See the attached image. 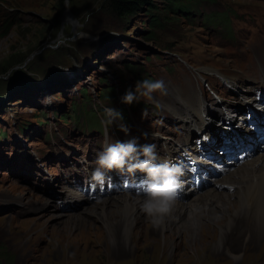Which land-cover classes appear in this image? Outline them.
I'll return each mask as SVG.
<instances>
[{
    "label": "rangeland",
    "instance_id": "obj_1",
    "mask_svg": "<svg viewBox=\"0 0 264 264\" xmlns=\"http://www.w3.org/2000/svg\"><path fill=\"white\" fill-rule=\"evenodd\" d=\"M103 1L70 0L71 10L68 11L64 7V0H0V256L5 258V264H141L139 252L112 254L108 257L106 250L100 247L102 241L93 245L85 244L83 240L81 242L80 239L86 233L92 234L93 231L87 228V224H78L76 216L83 217L92 227L102 230V221H95L92 214L101 212L102 206L99 203L105 197L87 200L79 209L70 213L57 211L50 197L41 196L36 189L33 190V182L31 187L22 179L29 176L30 169L17 160L21 154L26 155L29 146L24 138L18 137L15 141L16 135L22 133L36 137L40 130L43 133L47 128L55 130L60 137L75 138L84 135L80 133L82 119L64 120L61 115L65 112L72 116H80L82 112V116L87 119V127L96 131L100 128L101 120L93 113L88 114L87 107L88 104L93 108L94 101L91 103L90 98L92 93L98 100L101 97L104 107L116 108L121 103L117 97L109 96L111 88L116 90L118 87L121 97L127 90H134L138 81L146 78L148 73L151 74L149 71L155 73L158 66L167 60L175 61L171 52L182 54L198 66L208 64V59L226 56L224 39H217V34L215 40L210 41L207 31L212 30L211 26L202 25L198 19L188 21L180 12L177 14L176 11L169 10V0H153L152 5H144L128 18H116L107 12ZM227 10L236 11L239 15L247 11V28L243 33L253 40L264 37V0H214L205 5V11L220 13ZM259 10L261 14L257 15L255 11ZM89 12L91 19L85 23ZM65 17L78 18L84 23L83 30L91 38L79 39L70 46L53 49L50 44L56 39ZM155 21L159 24L154 27ZM235 27L237 35L241 34V28ZM64 30L66 35L69 34L67 27ZM71 34H75L74 27ZM192 51L198 53L195 58L187 55ZM168 76L173 79V74ZM166 82L165 86L174 83ZM157 92L160 93L152 94V101L143 97L139 99L143 103H150L148 109L152 110L150 106L154 101L158 102L164 96L163 92ZM53 111L61 117L52 120ZM47 113L51 121L38 126V121L44 122L43 117ZM228 114L232 120L235 112L229 110ZM147 116L152 122L151 115ZM143 122L147 126V121ZM229 125L232 124L229 122ZM15 146L17 150H13ZM261 148L264 151L263 144ZM10 168L12 171H9ZM38 172L39 168L33 172L32 178ZM226 185L228 189L231 188L229 184ZM212 186L219 192L223 190L216 183ZM188 188L178 191L176 201L187 203L202 193L195 194L189 190L186 194L185 190ZM126 194L130 193L114 194V198L124 197ZM69 195L74 196L72 192ZM140 196L133 194L130 203ZM111 197L109 196V200L113 199ZM13 202H18V205L10 208ZM43 206L45 209L42 210ZM175 219L180 222V217ZM142 233L143 238L151 240L147 229L143 228ZM170 233L172 228L164 229V234ZM158 238L161 240L160 246H163V239ZM178 239L180 237H174V245L180 241ZM111 240L108 239L110 244ZM185 241L177 247H171L167 255L177 251L189 254V245ZM129 243L125 248L132 250L134 243ZM254 244L251 246L254 247ZM138 245L146 250V258L142 263L161 264L157 256H148L152 254V250L147 249L149 244H145L143 239ZM214 245L208 244L210 251H213ZM231 245L239 248L238 241ZM256 246L257 249L253 251ZM256 246L254 249L249 248L251 250L243 246L235 259L221 254L216 256L213 252L205 254L199 246L195 256L199 260L203 257V260L198 261L193 257L176 263L167 260L166 263L262 264L264 239ZM98 250L100 253L92 252ZM244 257L247 258L246 261L242 260ZM210 258L220 262H212Z\"/></svg>",
    "mask_w": 264,
    "mask_h": 264
},
{
    "label": "bare ground",
    "instance_id": "obj_2",
    "mask_svg": "<svg viewBox=\"0 0 264 264\" xmlns=\"http://www.w3.org/2000/svg\"><path fill=\"white\" fill-rule=\"evenodd\" d=\"M228 111L227 109V114ZM176 112L182 114L179 109H176ZM226 117L225 114L224 121ZM185 141H187L186 138ZM261 144L258 140L259 148H261ZM235 169L216 182V186L222 187V192L211 186L196 196L194 195L200 192H193L195 193L194 198L190 202L175 201L170 213L164 217L163 223L159 226H153L150 222L151 218L143 214L141 206L144 195L135 198L131 203L132 193L116 198H114L116 195H110L113 197L112 200L106 196L99 203V206H102L101 212L92 214L95 221H102V230L98 227H92V224L83 217L76 216L78 224H87V228H91L93 231L92 234L86 233L80 240L90 245L102 241L100 247L106 250L108 257L112 254L125 255L128 252H139L140 254H137L141 258V264H148L142 263L143 259L146 258L145 247L139 248L138 245L142 239L145 244H149L147 249L152 250V254L148 256L152 258L157 256L161 264H167V260L176 263L180 260L196 257L195 254L199 251V246L202 247V252L205 254L213 252L216 253V256L221 254L225 255L224 257L235 259L243 246L251 250L249 249L253 247L251 244L260 245L264 239V151L258 150L256 154L239 164ZM226 184H229L231 188L228 189ZM175 208H177L176 211ZM245 209L249 211L246 212ZM175 217H180V222L176 221ZM205 219L206 221H204ZM143 228L150 232L151 240L146 237L143 238ZM170 228H172V233L164 234V229ZM195 230L198 232L195 233ZM158 236L163 239V246H160L161 240H158ZM175 236L180 237L178 239L180 241L174 245ZM108 239H112L111 244ZM184 240L189 245V254L177 251L167 255L171 247L183 244ZM236 241L239 242V248L231 245ZM129 242L134 243L132 250L125 248ZM208 244L216 245L213 246V251L209 250ZM256 249L257 246L253 251ZM92 252L100 253L99 250ZM197 259L201 261L203 257L201 260ZM195 263L197 262L195 261ZM212 264L218 263L213 262Z\"/></svg>",
    "mask_w": 264,
    "mask_h": 264
},
{
    "label": "clouds",
    "instance_id": "obj_3",
    "mask_svg": "<svg viewBox=\"0 0 264 264\" xmlns=\"http://www.w3.org/2000/svg\"><path fill=\"white\" fill-rule=\"evenodd\" d=\"M66 10H71L70 0H64ZM91 19V13L86 14L85 23ZM71 22V23H69ZM65 27L69 34L66 35ZM75 28V34L72 35V29ZM84 23L78 18L65 17L61 30L57 34L50 47L53 49L61 46H70L79 39H89L90 34L85 32ZM157 90L165 91V84L162 80L144 79L134 85V90H127L121 97L124 104H132L140 97L152 101V94ZM106 119L102 121L105 125L112 124L115 120H122L123 116L118 110L105 108ZM142 116H147V111L142 112ZM120 130L127 133L128 128L121 124ZM159 157L155 152V145H138L135 138L128 141H116L106 146L96 160L97 167L93 170L91 180L95 183H102L104 180V170L125 169L129 172L135 170L143 171L146 174L145 187L143 188L142 211L146 217L151 218L153 226H159L163 223L178 196V190L181 187L179 177L184 173L182 164H172L165 160L163 163H157Z\"/></svg>",
    "mask_w": 264,
    "mask_h": 264
},
{
    "label": "trees",
    "instance_id": "obj_4",
    "mask_svg": "<svg viewBox=\"0 0 264 264\" xmlns=\"http://www.w3.org/2000/svg\"><path fill=\"white\" fill-rule=\"evenodd\" d=\"M170 3L168 5L169 10H173L180 12L182 15L187 18V20H194L197 16H199L205 22H212L217 19L218 21L225 20V12L214 13L205 11V5L209 2H213L214 0H169ZM153 0H104L103 6L106 8L107 12L116 16V18H128L135 13H137L144 5H152ZM205 3V4H204ZM178 14V13H177ZM156 22V21H155ZM154 22L153 26L159 24L157 21ZM148 39H152V37H148ZM132 68V67H131ZM130 69V67H129ZM134 72L135 69L132 68ZM134 74V73H133ZM115 90L111 88L110 95L111 97L115 96ZM85 93V92H84ZM123 108L119 110L122 113ZM63 118L67 115H61ZM45 119V117H43ZM31 124V122H29ZM38 124H44L42 121H38ZM28 125V124H27ZM22 130L24 127L22 126ZM4 137V134L3 136ZM5 258L0 256V264H5Z\"/></svg>",
    "mask_w": 264,
    "mask_h": 264
}]
</instances>
